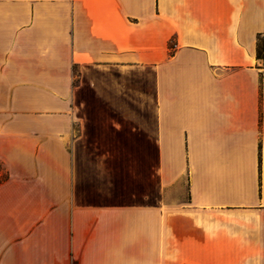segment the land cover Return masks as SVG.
Listing matches in <instances>:
<instances>
[{"label": "crops", "instance_id": "crops-1", "mask_svg": "<svg viewBox=\"0 0 264 264\" xmlns=\"http://www.w3.org/2000/svg\"><path fill=\"white\" fill-rule=\"evenodd\" d=\"M0 264H264V0H0Z\"/></svg>", "mask_w": 264, "mask_h": 264}, {"label": "trees", "instance_id": "trees-1", "mask_svg": "<svg viewBox=\"0 0 264 264\" xmlns=\"http://www.w3.org/2000/svg\"><path fill=\"white\" fill-rule=\"evenodd\" d=\"M174 43L173 41H170L169 42V49L173 50L174 48ZM263 58V39L261 37H257V40H256V59L257 60H262Z\"/></svg>", "mask_w": 264, "mask_h": 264}, {"label": "rangeland", "instance_id": "rangeland-1", "mask_svg": "<svg viewBox=\"0 0 264 264\" xmlns=\"http://www.w3.org/2000/svg\"><path fill=\"white\" fill-rule=\"evenodd\" d=\"M179 197L185 199L186 198V195H185V193L183 191H180L179 192Z\"/></svg>", "mask_w": 264, "mask_h": 264}]
</instances>
